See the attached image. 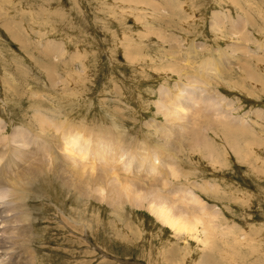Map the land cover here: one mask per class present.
Segmentation results:
<instances>
[{
  "label": "rangeland",
  "instance_id": "1",
  "mask_svg": "<svg viewBox=\"0 0 264 264\" xmlns=\"http://www.w3.org/2000/svg\"><path fill=\"white\" fill-rule=\"evenodd\" d=\"M218 57L226 66L209 72ZM178 64L187 65L193 80L195 73L204 72L201 76L207 78L195 89L183 86V96L177 99L189 110V118H203L192 121L193 126L203 128L208 124L205 118L213 114L211 108L209 115L206 105H198L207 96L209 102L226 98L237 110L232 115L245 114L253 125L252 133L237 139L220 126L205 130L210 143L181 149L179 154L180 170L188 177L178 175L169 181L188 190L189 196L201 193L206 205L223 214L212 220L214 227L221 226L215 227L219 235L213 246L205 248L197 240L177 236L150 212V198L115 200L107 197L110 187L97 186L92 188L97 190L95 197L81 201L51 180L36 187L41 200L28 201L39 219L33 240L35 264H203L209 256L207 264H264V179L255 176L264 171V0H0V118L13 138L33 135L28 128L39 133V110L53 122L56 112L74 126L89 124L95 129L114 123L134 138L160 142L154 125H164L162 113L170 110L158 108L164 91L175 92L176 84H187V78L174 72L181 68ZM201 88L209 92L201 95ZM169 104L181 111L172 101ZM185 124L181 117L168 127L175 132ZM34 142L38 149L34 157L54 156V143L43 138ZM90 148L88 142L89 154ZM250 155L260 159L254 166L260 172H254L252 161L241 163ZM63 157L87 169L93 165L90 156L80 160L78 152L74 159ZM117 157L113 166L99 158L97 170L108 176L122 174L126 181V171H133L134 164L128 169V155ZM22 160L13 150L0 170L12 173ZM165 170L173 172L171 167ZM172 185L165 193H175ZM158 190L162 197L164 192ZM177 194L176 200L184 196ZM81 221L88 223L89 231L81 229ZM240 233L253 240L242 245ZM235 236L237 244L231 239ZM227 241L238 246L237 251L227 247Z\"/></svg>",
  "mask_w": 264,
  "mask_h": 264
},
{
  "label": "bare ground",
  "instance_id": "2",
  "mask_svg": "<svg viewBox=\"0 0 264 264\" xmlns=\"http://www.w3.org/2000/svg\"><path fill=\"white\" fill-rule=\"evenodd\" d=\"M12 39H14V37ZM188 62H191V60H188ZM243 62L245 61L243 60ZM248 63L247 65H249ZM178 65L181 68L179 69V71L174 70V72L178 75L182 74L183 78H187V84H176L174 87L175 89H173V91L175 92H171L170 90H168V88H166L163 94L164 102H160L158 105L160 111L163 110L164 106L172 110H168L167 112L162 113L166 122L164 125L160 123H155L154 125V128L159 130L160 132V137L155 139L162 143H156L155 141L148 139L149 137L143 140L134 138L133 136H130V132L125 133V131H119L118 125H115L114 123L113 125H111V127L108 128L96 127L95 129H92L88 128L92 127V125L88 126L89 124H86L87 127L79 125L78 127L77 125L74 126L73 124L71 125V123L69 124V121L63 122L60 114H57L56 112H54L53 116L55 117L54 119H57V121L53 122V118L52 120L51 117H49V119H45L46 114H42L41 112H39V110L37 111L38 116L36 120L39 124V127L37 128L39 133H36L37 131L35 132V130L33 131L31 128H28L34 133L33 135H21L19 137L13 138L12 136H8L10 131L8 123L0 118V168L5 157L13 150L23 157L22 163L18 165L17 169L14 172L5 175L4 172L0 170V199L3 200L4 197V200L9 199L8 203L7 201L5 203L4 200L3 202H0V234H3L5 232L9 236L5 238L3 237L4 234L0 235V264H25L23 262H28V264L36 263H34V258L37 256V251L35 250V248H33V240H35L34 230L39 219L34 216L35 211L28 201L30 199H32L33 201L41 200V198H43V195L37 190L36 187L39 186V184L42 185L41 182L51 180H53V182L54 180H57L58 183L60 182L63 185L62 187L67 188V190L73 193V196L75 195L81 201L95 197L93 193L96 189L92 188L97 186L110 187V193L107 197L113 198L115 200H119L121 198H124L125 196H128V198L131 200L141 198V200L144 202L148 198H150L153 203L150 206V212L161 223H163V225L173 230L177 236L184 235L187 238L197 240L196 242H200L205 246V248L213 246L214 240L216 236L219 235V233L216 232L215 228L218 224H216L214 227L213 224L215 223H213L212 220H216L215 218L220 213H215V211L213 210L214 207L213 209H211L212 207L210 208L208 205H206V201L201 193L198 196L192 194L193 197H191L192 195L189 196L190 194L187 192L188 190H179L178 188H175V185H172L173 183H170L169 181L171 178H177L178 175H180L181 178L184 176L185 178L188 177L187 173H184L180 170L179 162L182 159L181 157H179V154L181 153V149L188 148L191 150L196 146H204L210 143V141L203 134L205 133V130L210 131L212 127L220 126L226 129V131H228V133L231 134L232 137L237 139L240 138L241 135L244 136L248 133H252L253 131L250 130V128L253 127V125L248 122L247 118L244 117L245 114L244 116H241L242 114L240 116H237L236 113L232 115L234 105L226 98H216L212 102H209L207 101L209 100V96H207L206 98L201 100L198 105H200L201 107L203 105H206L207 113L209 114L208 108H211L213 114L211 115V118H205L208 124L203 125V128L202 125H200L199 127H196L197 125L193 126V124L191 123L192 121H197L198 119L202 121L203 118L195 115H191V118H189V110L185 109L184 103L177 102V99L183 96V86H188L192 89H195V85L203 84L207 78H205V76H201V74H205L204 72H202L200 74L195 73L194 77H196V80H193L192 74L189 72L190 70L187 71V65ZM243 65L245 64H242V66ZM225 66L226 65H224L222 60H220L219 58L217 59V61L210 65V68H212L210 69L208 67L207 70L209 72H218ZM199 91H202L201 95L204 92H209L206 88H201L200 90H198V93ZM171 101L173 103L172 105L179 106V109L182 112L180 110V112H175L173 110V107L169 104ZM214 105L218 107V110L214 108ZM234 110L237 111L236 109ZM50 112L52 113L53 111ZM182 113H186L187 115L185 116V114ZM216 113L217 119H214L213 117ZM192 114H194V112ZM176 115L177 117L174 118L173 116ZM181 117L186 118V124L177 131L170 132L171 130H169L168 125L171 123H177L179 120H181ZM30 133L31 132L29 131L23 132V134ZM39 138H43L47 142L51 141L52 144L54 143L55 154L52 158H46L44 154H42L41 157H34L37 155L35 153V150H38L34 140ZM170 141H172L173 144H171ZM88 142L91 147L90 154L87 150ZM137 150H139V152H137ZM77 152L80 160H84L87 156H90V159L93 162L92 167H90L91 169H87V167L83 165V167H80V165H76V162H73L74 160L69 161L68 159L63 157V155H67L69 159H74V157L77 155ZM118 155H120V157L122 158L125 155H128V169L130 165L132 167V164H134L133 171H126L127 173H129V175L125 177L126 181H123V179L121 180L122 174L120 175L111 172V176H108L107 174H105L106 172H103L104 174H100V172L97 170V160L99 158H101V160L105 158V162L107 163V165L111 164V166H113V162H117ZM177 156L179 157V160ZM250 161H252V168H254V166L256 167V164L258 165L259 163H261L260 159L252 158V155H250L248 158L243 156L241 163L247 164ZM22 165L27 166L21 167ZM167 167L173 168V172L171 173V175L165 170V168ZM86 170L88 172H86ZM253 170L254 172H260L256 171L255 168ZM96 171H98L99 174H97L98 172L96 173ZM262 172L263 173H255L256 178L264 179V171ZM155 173H157V175ZM180 173H182V176ZM112 176H115V182L119 183V185H117L113 181L114 179H112ZM196 178L198 177L196 176ZM130 181L136 182L141 186L130 185ZM169 185H172L176 189L175 193H165V190H167ZM192 187H194L193 189H195L199 186L195 187L192 185ZM215 187L216 186L214 185L213 188ZM158 188H160V190L158 191L162 190V192H164L162 197L157 194ZM97 189L99 190V188ZM136 189L142 190L144 192L138 191ZM177 193H182L184 196H180V198L176 200L175 197L179 195ZM11 196L13 199L10 200ZM18 197L19 199H15ZM14 213L15 215H13ZM221 214L220 216L223 215ZM79 216L81 217V215ZM205 216H208V218L210 219L206 220L204 218ZM81 223V229H84V231L88 229L89 231L90 226L88 225V223H85L83 221H81ZM18 225H21L23 227L19 228ZM201 226H203L202 229L200 228ZM2 231L3 233H1ZM224 232L222 234H224ZM199 233H202L203 236L201 235V237ZM241 236H243L242 240H244V243L242 245H244L246 241L253 240V238H251L248 234L244 235L240 233L239 237L241 238ZM231 239L235 240V242L233 243L237 244V236H235L234 239ZM229 243L230 241H227L226 244L228 246L226 244L225 245L233 250H236L238 248V246L234 247V244L229 246ZM24 256H28L29 259L26 257L27 259L25 260ZM171 257L173 258V256ZM209 261H211L210 256L205 257V259L202 260V263L207 264Z\"/></svg>",
  "mask_w": 264,
  "mask_h": 264
}]
</instances>
